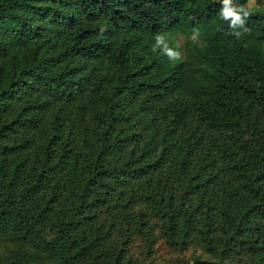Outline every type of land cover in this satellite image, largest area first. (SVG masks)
<instances>
[{
	"label": "trees",
	"instance_id": "trees-1",
	"mask_svg": "<svg viewBox=\"0 0 264 264\" xmlns=\"http://www.w3.org/2000/svg\"><path fill=\"white\" fill-rule=\"evenodd\" d=\"M255 2L0 0V264H264Z\"/></svg>",
	"mask_w": 264,
	"mask_h": 264
},
{
	"label": "clouds",
	"instance_id": "clouds-1",
	"mask_svg": "<svg viewBox=\"0 0 264 264\" xmlns=\"http://www.w3.org/2000/svg\"><path fill=\"white\" fill-rule=\"evenodd\" d=\"M221 9L219 15L222 20L228 22V26L232 29V35L239 39L242 35L241 31L237 29H242L243 32L247 33L250 29L246 26V21L250 16V11L245 5H238L233 2V0H220ZM105 29L101 28V33ZM194 33H198V30L194 29ZM156 44L153 50L159 48L170 60H178L181 57L180 52L169 47L163 35L156 36Z\"/></svg>",
	"mask_w": 264,
	"mask_h": 264
},
{
	"label": "rangeland",
	"instance_id": "rangeland-1",
	"mask_svg": "<svg viewBox=\"0 0 264 264\" xmlns=\"http://www.w3.org/2000/svg\"><path fill=\"white\" fill-rule=\"evenodd\" d=\"M247 5L249 9L253 13H261L262 9L261 7L255 2V0H249L247 2ZM176 42L182 46L183 36L180 34L175 35ZM157 245V244H156ZM155 245V248H156ZM160 245V244H159ZM2 249V246L0 245V250ZM195 248H192L188 254L194 252ZM181 251L178 249H172L164 247L163 250H154L152 255L150 256L149 260L152 264H173V259L177 255H181Z\"/></svg>",
	"mask_w": 264,
	"mask_h": 264
}]
</instances>
